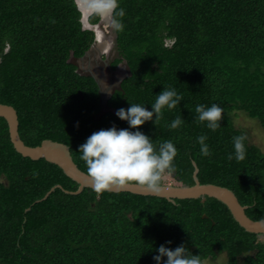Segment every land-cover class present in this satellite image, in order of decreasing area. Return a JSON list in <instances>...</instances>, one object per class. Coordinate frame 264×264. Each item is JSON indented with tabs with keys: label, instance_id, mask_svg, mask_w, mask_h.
I'll return each mask as SVG.
<instances>
[{
	"label": "trees",
	"instance_id": "1",
	"mask_svg": "<svg viewBox=\"0 0 264 264\" xmlns=\"http://www.w3.org/2000/svg\"><path fill=\"white\" fill-rule=\"evenodd\" d=\"M82 15L77 0H0V103L15 109L25 144L65 143L87 173L79 145L94 131L128 124L111 108L98 114V85L76 70L73 58L95 37ZM99 18L93 12L88 21ZM111 19L123 25L114 26L118 56L111 66L125 61L129 75L108 105L150 109L164 86L174 87L184 97L180 104L156 124L138 127L154 142L173 141L177 182L194 184L196 164L200 183L231 189L247 216L263 218L264 151L252 139L264 141V0H118ZM212 103L223 108L215 131L195 119L197 104ZM181 115V126H167ZM202 134L207 156L196 139ZM237 136L245 148L241 160L234 156ZM77 187L57 164L17 152L0 117V264H155L156 247L169 240L172 248L185 243L202 264L216 258L264 264L257 234L214 197L69 192Z\"/></svg>",
	"mask_w": 264,
	"mask_h": 264
},
{
	"label": "clouds",
	"instance_id": "2",
	"mask_svg": "<svg viewBox=\"0 0 264 264\" xmlns=\"http://www.w3.org/2000/svg\"><path fill=\"white\" fill-rule=\"evenodd\" d=\"M86 7L90 11L107 16L113 10H117L118 0H89ZM117 14L123 16V9H118ZM113 23L116 29L123 27L119 21L114 20ZM121 62L126 64L125 61ZM126 67L129 72L127 64ZM183 98L174 87L164 86L156 94L150 109L143 103H130L127 108L116 109L115 115L125 120L128 127L117 128L113 124L109 128H101L91 133L85 142L79 145L80 159L86 165L94 191L102 192L113 187L123 188L133 182L148 191L160 190L162 174L165 172L175 174L173 170L177 148L171 140L154 142L153 138L138 126L147 121L156 124L163 117L165 109H173ZM195 112L197 113L195 119L205 123L207 128L215 131L220 127L223 112L220 104L212 103L207 107L204 104H197ZM183 123L184 118L181 115L172 119L167 126L176 129ZM196 139L200 144V154L209 155V146L205 143L206 135H199ZM233 149L235 159H244L245 148L241 137L233 138ZM232 157L233 153H230L229 159ZM169 175L172 177V174ZM171 243L170 240L165 241L156 247L152 256L155 264H202L199 254H193L185 243L181 242L174 248L166 246Z\"/></svg>",
	"mask_w": 264,
	"mask_h": 264
},
{
	"label": "water",
	"instance_id": "3",
	"mask_svg": "<svg viewBox=\"0 0 264 264\" xmlns=\"http://www.w3.org/2000/svg\"><path fill=\"white\" fill-rule=\"evenodd\" d=\"M108 22L111 23V14L107 16L100 15L99 21L92 25H87V20H83L85 26L94 30V41L81 56L73 58V62L79 68L80 73L89 74L98 85V91L100 93L99 114L104 113L106 109L109 108L108 99L114 88L129 74L124 62L114 69L109 65V61L112 58V54L116 51V47L107 53V50L114 40L112 39V43H110L107 39H104L101 27ZM103 52H106L105 59H101ZM111 110L115 112V108L112 107ZM0 117H3L7 122L9 138L17 152L31 159L44 158L49 162L57 164L68 177L78 183L76 190L69 191L71 193H80L84 187L91 188L90 177L75 164L70 154L69 147L65 143L45 138L37 145H27L19 136L18 119L15 109L11 105L0 103ZM197 172L198 169L196 164H194V184L192 185L162 183L160 190L154 192L148 191L133 182L126 187H113L111 190L106 191H128L140 195L164 197L168 200H173L175 198H199L202 196L214 197L227 206L233 218L246 231L256 234L264 233V217L255 220L247 216L245 213L247 206L239 203L236 195L231 189L213 183H200L197 178ZM171 174L172 176L174 175L173 172ZM55 187L56 185L47 191L43 198Z\"/></svg>",
	"mask_w": 264,
	"mask_h": 264
},
{
	"label": "rangeland",
	"instance_id": "4",
	"mask_svg": "<svg viewBox=\"0 0 264 264\" xmlns=\"http://www.w3.org/2000/svg\"><path fill=\"white\" fill-rule=\"evenodd\" d=\"M88 3V2H87ZM83 25H84V23H83ZM84 27H86L85 25H84ZM101 29H102V36H103V38L104 39H107L110 43H112V39L114 40V38H112V35L114 34V32H113V29H112V24L110 23V22H108V23H106V24H103V26L101 27ZM115 48V43H114V41H113V43L111 44V46L109 47V49L107 50L108 52L107 53H109L110 51H111V49H114ZM117 55V52L115 51L113 54H112V58H114L115 56ZM104 56H106V52H103V54L101 55V59H103L104 58ZM122 63V62H121ZM120 63V64H121ZM119 65V64H118ZM249 131H250V128H247ZM252 131V134H254L255 133V130L253 131V130H251ZM256 136V137H255ZM259 136V135H258ZM257 136V134H255L254 135V137H255V139H252L254 142H256L258 145H260V147H262L263 146V151H264V141L261 139V142H258L257 140H256V138L257 139H259V137ZM262 143V144H261ZM171 174V173H170ZM166 182L167 183H177V181L173 178V177H170V175H167V177H166ZM180 184V183H179ZM258 240H260V241H262V242H264V234H261V235H259L258 236ZM222 261V260H221ZM221 261H219V258H216L215 260H209V261H207V263H209L210 262V264H222V262ZM221 262V263H220Z\"/></svg>",
	"mask_w": 264,
	"mask_h": 264
},
{
	"label": "flooded vegetation",
	"instance_id": "5",
	"mask_svg": "<svg viewBox=\"0 0 264 264\" xmlns=\"http://www.w3.org/2000/svg\"><path fill=\"white\" fill-rule=\"evenodd\" d=\"M78 2H79V4H80V8H81V10H82V13H83V15H82V19L84 20H87V25L88 24H90V25H92L91 23H89V21H88V17L93 13V11H90L87 7H86V4H87V2H89V0H77ZM99 16H100V14H99ZM100 19V18H99ZM111 24H112V29H113V32H114V25H113V23H112V19H111ZM86 28H89V27H87L86 26ZM89 29H91V28H89ZM93 32H94V30H93ZM94 35H95V32H94ZM112 38H114V43H115V33L112 35ZM106 58V56H104V58L103 59H105ZM115 59V57L114 58H111L110 59V61H109V65H110V67L111 68H113L114 69V67H112L111 65H112V62H113V60ZM76 70H77V72H79L80 73V71H79V68L77 67V65H76ZM81 74V73H80ZM84 75H89V74H84ZM118 87V85L114 88V90L116 89ZM114 90H113V92H114ZM99 92V91H98ZM112 92V93H113ZM112 95V94H111ZM99 101H100V93H99ZM109 106V105H108ZM110 108H112V107H110L109 106V108H107L106 110H108V109H110ZM99 114V113H98ZM103 114V113H102ZM102 114H99V115H102ZM256 234V233H255ZM261 234H264V233H260V234H257V236H259V235H261ZM259 242H261L262 244H264V242H262V241H260L259 240ZM254 250V249H253ZM253 250H248L247 252H252ZM242 260H243V258H242ZM239 264H243L242 262H241V260H239Z\"/></svg>",
	"mask_w": 264,
	"mask_h": 264
}]
</instances>
